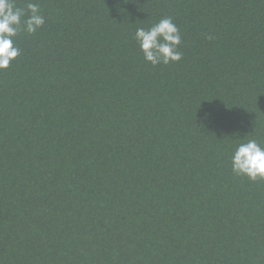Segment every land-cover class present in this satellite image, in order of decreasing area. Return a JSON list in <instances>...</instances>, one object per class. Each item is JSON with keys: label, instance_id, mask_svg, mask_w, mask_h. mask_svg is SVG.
<instances>
[{"label": "trees", "instance_id": "obj_1", "mask_svg": "<svg viewBox=\"0 0 264 264\" xmlns=\"http://www.w3.org/2000/svg\"><path fill=\"white\" fill-rule=\"evenodd\" d=\"M30 2L45 24L0 69V264H264V179L230 161L264 144V0ZM165 17L182 59L153 66L135 32Z\"/></svg>", "mask_w": 264, "mask_h": 264}, {"label": "clouds", "instance_id": "obj_2", "mask_svg": "<svg viewBox=\"0 0 264 264\" xmlns=\"http://www.w3.org/2000/svg\"><path fill=\"white\" fill-rule=\"evenodd\" d=\"M44 24L45 17L40 14L39 4L29 0L23 8L18 7L15 0H0V69L8 68L20 54L14 39L17 34L21 31L35 33ZM135 39L144 59L153 66L182 59L178 50L182 37L171 17L160 19L148 29L138 28ZM230 161L236 176H247L252 181L264 179V144L256 139L235 145Z\"/></svg>", "mask_w": 264, "mask_h": 264}]
</instances>
